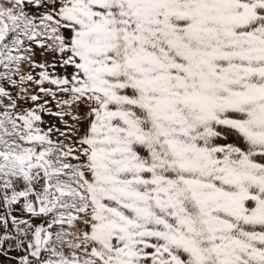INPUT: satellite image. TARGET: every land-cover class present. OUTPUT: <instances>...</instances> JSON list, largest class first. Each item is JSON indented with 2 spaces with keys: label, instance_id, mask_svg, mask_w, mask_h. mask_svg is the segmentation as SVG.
<instances>
[{
  "label": "snow or ice",
  "instance_id": "1",
  "mask_svg": "<svg viewBox=\"0 0 264 264\" xmlns=\"http://www.w3.org/2000/svg\"><path fill=\"white\" fill-rule=\"evenodd\" d=\"M3 264H264V0H0Z\"/></svg>",
  "mask_w": 264,
  "mask_h": 264
},
{
  "label": "crops",
  "instance_id": "2",
  "mask_svg": "<svg viewBox=\"0 0 264 264\" xmlns=\"http://www.w3.org/2000/svg\"><path fill=\"white\" fill-rule=\"evenodd\" d=\"M4 258H0V264H3Z\"/></svg>",
  "mask_w": 264,
  "mask_h": 264
}]
</instances>
